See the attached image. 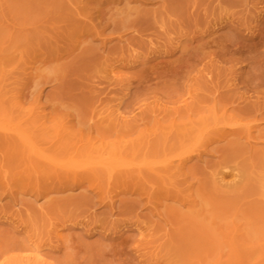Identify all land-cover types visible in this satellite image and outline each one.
<instances>
[{
    "label": "rangeland",
    "instance_id": "1",
    "mask_svg": "<svg viewBox=\"0 0 264 264\" xmlns=\"http://www.w3.org/2000/svg\"><path fill=\"white\" fill-rule=\"evenodd\" d=\"M0 264H264V0H0Z\"/></svg>",
    "mask_w": 264,
    "mask_h": 264
},
{
    "label": "bare ground",
    "instance_id": "2",
    "mask_svg": "<svg viewBox=\"0 0 264 264\" xmlns=\"http://www.w3.org/2000/svg\"><path fill=\"white\" fill-rule=\"evenodd\" d=\"M54 238L56 240H58L60 238V230L59 229H56L55 230V232H54ZM33 258H34V260L37 263L43 262V256L41 254V250L39 249V247H36V249H35V256Z\"/></svg>",
    "mask_w": 264,
    "mask_h": 264
}]
</instances>
